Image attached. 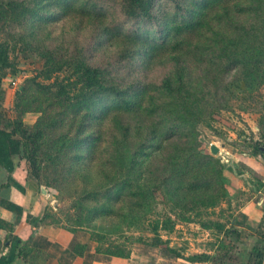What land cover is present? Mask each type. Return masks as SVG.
<instances>
[{
  "label": "trees",
  "instance_id": "obj_1",
  "mask_svg": "<svg viewBox=\"0 0 264 264\" xmlns=\"http://www.w3.org/2000/svg\"><path fill=\"white\" fill-rule=\"evenodd\" d=\"M116 1L119 20L109 0H0V24L27 30L22 43L42 61L16 92L11 129L0 110V168L12 173L19 157L40 185L61 190L107 161L123 175L85 193L96 218L113 216L123 202L143 212L159 190L181 211L216 207L225 167L201 149L196 129L225 107L233 88L264 85V0ZM74 15L91 21L93 47L36 38L38 29ZM106 47L118 48L117 63L139 67L137 77L124 81L94 65ZM159 66L165 76L151 82L144 74ZM13 68L0 43V87ZM33 113L39 117L28 126L24 116ZM254 151L264 157L263 146ZM165 244L156 238L151 246ZM125 249L110 243L96 251L126 258Z\"/></svg>",
  "mask_w": 264,
  "mask_h": 264
},
{
  "label": "rangeland",
  "instance_id": "obj_2",
  "mask_svg": "<svg viewBox=\"0 0 264 264\" xmlns=\"http://www.w3.org/2000/svg\"><path fill=\"white\" fill-rule=\"evenodd\" d=\"M109 2L113 16L117 20L122 18L115 6L117 1L109 0ZM81 21H83L82 24H80ZM92 30L93 25L89 18L74 15L60 23L38 29L35 34L38 40L46 42L51 47L63 41L67 45L74 43L71 45L75 47L80 45L84 48L94 46L95 41L91 43ZM27 33L25 29L16 26L5 27L0 24V43L9 46L11 59L15 62V68L7 71L0 87V110L6 129H11L9 123L18 117L15 109L16 92L24 85L26 79L37 75L42 67L40 57L32 50H27L22 43V37ZM106 48L107 50L95 53L92 60L94 65L112 69L114 74L116 73L117 77L124 81H130L132 74L133 77H137L134 71L139 70V67L117 63L116 60L120 57L118 48ZM165 73L166 69L159 66L144 75L151 82H160ZM226 97L228 100H225V107L213 110L212 114L206 116L196 129V138L201 149L211 154L213 145L220 148L216 157L223 165H227L222 157L224 155L222 152L227 146L232 149L244 148L251 152H255L256 145L264 147V85L245 91L233 88L232 94ZM38 117V114H27L24 116V122L28 126H33ZM255 119L260 128V131L256 132L251 131L249 126V123ZM160 157L162 158V155H159ZM25 163L28 165L26 160ZM122 175L121 169L115 170L107 161L99 160L82 176L65 182L61 190L43 185L50 193L45 221L65 226L75 233L89 237L96 248L115 243L130 251L140 245L151 246L156 238H162L166 244L159 247L167 251L171 249L181 255L189 251V253L209 251L215 247L225 252L226 243L229 242L231 245L232 240L229 236H233L231 235L232 227L227 230L226 227L232 222L235 203L239 205L237 202L239 195L230 196L226 179H223V190L220 195L222 198L218 200L216 207L202 210L198 208L195 212L181 211L173 206L162 190H159L154 191V198L149 201L143 212L132 213L130 207L123 202L114 206L116 213L113 216L101 218L92 216L88 212L92 203L87 200L85 193L92 188H98L97 190L100 191L102 187L109 185ZM198 213L201 214L198 215ZM184 219H190L193 222H186ZM206 225L210 228H206Z\"/></svg>",
  "mask_w": 264,
  "mask_h": 264
},
{
  "label": "crops",
  "instance_id": "obj_3",
  "mask_svg": "<svg viewBox=\"0 0 264 264\" xmlns=\"http://www.w3.org/2000/svg\"><path fill=\"white\" fill-rule=\"evenodd\" d=\"M256 121L249 123L251 131H260ZM223 152L227 190L230 196L239 195L226 227H232L233 236L225 252L215 247L180 255L140 245L126 258L99 253L89 237L45 221L50 193L32 176L25 160L16 157L12 173L0 168V260L8 264H264V157L228 146Z\"/></svg>",
  "mask_w": 264,
  "mask_h": 264
},
{
  "label": "water",
  "instance_id": "obj_4",
  "mask_svg": "<svg viewBox=\"0 0 264 264\" xmlns=\"http://www.w3.org/2000/svg\"><path fill=\"white\" fill-rule=\"evenodd\" d=\"M211 154L217 156L219 154V148L215 145L211 147Z\"/></svg>",
  "mask_w": 264,
  "mask_h": 264
}]
</instances>
